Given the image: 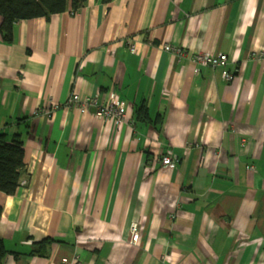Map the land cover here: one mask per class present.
<instances>
[{
    "label": "crops",
    "instance_id": "obj_1",
    "mask_svg": "<svg viewBox=\"0 0 264 264\" xmlns=\"http://www.w3.org/2000/svg\"><path fill=\"white\" fill-rule=\"evenodd\" d=\"M2 23L0 133L26 164L0 192L2 264H264V0H88L17 22L11 44ZM112 92L120 126L68 107Z\"/></svg>",
    "mask_w": 264,
    "mask_h": 264
},
{
    "label": "trees",
    "instance_id": "obj_2",
    "mask_svg": "<svg viewBox=\"0 0 264 264\" xmlns=\"http://www.w3.org/2000/svg\"><path fill=\"white\" fill-rule=\"evenodd\" d=\"M88 0H0V16L3 18L1 33L4 40L13 42L14 25L23 20L36 18L49 19L53 15L66 12L69 8L74 13L84 8ZM106 3L112 0H104ZM137 120L148 122L150 120L148 109L142 106L136 112ZM25 151L22 136L17 134L12 140H8L6 134L0 133V192L13 196L21 186L22 177L26 169L24 161ZM3 208L0 206V219ZM54 243L53 240H45L39 245ZM36 244V245H38ZM9 254L3 240L0 237V264Z\"/></svg>",
    "mask_w": 264,
    "mask_h": 264
},
{
    "label": "built area",
    "instance_id": "obj_3",
    "mask_svg": "<svg viewBox=\"0 0 264 264\" xmlns=\"http://www.w3.org/2000/svg\"><path fill=\"white\" fill-rule=\"evenodd\" d=\"M164 49L175 55H182L180 49L173 48L169 45L164 46ZM131 52L136 53V47L133 45L131 47ZM260 59L264 65V50L258 55L254 56ZM194 62L197 65L203 67H209L212 69H221L223 78L226 82L231 83L235 79V75L227 69L228 56L225 54H203L199 53L193 57ZM68 107L76 109L82 114L88 113L91 109L96 110V115L105 121H115L118 126H120L126 117L127 108L125 103L120 101L115 93L109 94V99L106 103L99 102L98 98H84L77 93H73L68 101ZM50 115L51 112H45ZM162 165L169 169L176 168V162L171 156H166L162 158ZM132 234V245L136 246L139 243L140 233L138 229V224H133L131 228Z\"/></svg>",
    "mask_w": 264,
    "mask_h": 264
}]
</instances>
